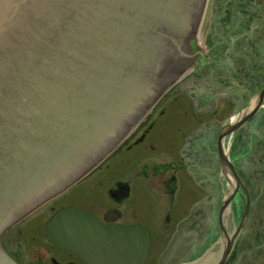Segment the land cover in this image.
I'll return each instance as SVG.
<instances>
[{
  "label": "flooded vegetation",
  "instance_id": "flooded-vegetation-1",
  "mask_svg": "<svg viewBox=\"0 0 264 264\" xmlns=\"http://www.w3.org/2000/svg\"><path fill=\"white\" fill-rule=\"evenodd\" d=\"M199 37L189 46L192 56H181V66L191 68V77L179 89L180 97L194 103L182 110L191 112L199 127L191 130L196 123L182 122L187 137L170 138L156 151L158 144L148 139L156 125L182 128L179 121L164 119L170 115L166 105L162 110L156 106L149 127L120 148L132 159L131 178L122 180L125 172L118 169V179L106 192L105 209L90 210L75 194L47 203L22 222L16 239L25 246L23 264H264V0H209ZM223 130L228 134L221 137ZM160 150L176 162L144 161ZM137 175L149 184H139ZM0 178L1 225L27 202L29 187L5 175ZM150 200L158 205L157 217ZM69 207L97 217L107 229L138 226L143 233L118 232L115 246L122 243L123 249L103 250L90 245L87 233L76 236L54 225L47 229L52 217ZM111 210L116 213L107 216ZM146 231L145 256L141 246ZM5 235L0 238V264H16L3 245ZM162 239L166 245L159 252Z\"/></svg>",
  "mask_w": 264,
  "mask_h": 264
},
{
  "label": "water",
  "instance_id": "water-1",
  "mask_svg": "<svg viewBox=\"0 0 264 264\" xmlns=\"http://www.w3.org/2000/svg\"><path fill=\"white\" fill-rule=\"evenodd\" d=\"M205 2L184 0L169 29L153 28L170 66L180 34L183 44L195 34ZM151 11V0H0V174L30 186L4 228L99 166L180 76L157 88L161 72L148 62L157 52L150 54L145 37ZM36 186L42 191L33 197ZM62 213L114 248L113 231L92 230L97 220L74 209L51 224Z\"/></svg>",
  "mask_w": 264,
  "mask_h": 264
},
{
  "label": "rangeland",
  "instance_id": "rangeland-1",
  "mask_svg": "<svg viewBox=\"0 0 264 264\" xmlns=\"http://www.w3.org/2000/svg\"><path fill=\"white\" fill-rule=\"evenodd\" d=\"M181 86H182L181 84L176 86L174 88V91L179 89ZM173 92H171L170 94H173ZM184 97L185 96L180 97L179 94H176L174 96V98H180V100L176 103V105L172 104V102H170L167 105L168 100H170V98H172V97L166 96V98L161 102L159 110H162L163 106L166 105L167 106L166 110H167V112L170 113V115L164 119L165 120L179 121L180 126L182 128L165 129V128H160L158 125H156V128L155 129L153 128L148 135L149 142H153L154 144H158V147L156 146V151H157V148H160L161 146L169 144L171 142L172 138L178 139L181 136L187 137V134L185 135L184 132H181V130L182 129L185 130L184 127H186V125L182 124V122L192 121V122L196 123L193 128H191V127L194 123L190 127H188L187 129L191 128V130H192L194 128L199 127L197 122H196L194 115L191 112H183L182 109L185 107V105H193L194 104L192 102V99H189L187 97L184 98ZM157 119L162 120L163 117H161L159 115V116H157ZM202 120H204V119H202ZM152 121H153V119H150V120H147L146 122H144L143 125L140 127L139 130H141V131L137 134V136H140L143 133V131L149 127V125L151 124ZM159 132H161L162 136H159ZM170 138H171V140L169 142H167ZM166 153H167L166 151L160 150L159 152L155 153V155L153 157L147 158V161L150 165H153L158 161H164V162L174 161V162H176L175 158L171 157L170 155L168 156ZM128 157H129V155H127L125 153L123 154V160H122V155H118V156L114 157L113 159H111L110 161L106 162L101 167H99V170H95L92 175H90L88 178H86V180H84L83 182H81L79 184L78 190H76V191L79 192L80 198H81V196H82V198H84L83 201L81 202V204L83 206L86 207V205H87L88 206L87 208H89L90 210H92L91 208H93V206H97V207L99 206V209H101V207L104 209L106 208L105 191L107 190V185H109L112 181H114L117 178V175L119 173L118 171L124 169L125 176L123 177L122 180L129 181L131 178L130 163H127V165H125V163L128 160ZM161 169H162V172L164 173V171H163L164 168H161ZM138 172H139V170H138ZM149 175L151 178H155V177H153L154 169L152 166H149ZM165 175L166 174L159 175L158 178L156 177V181L157 182L161 181L165 177ZM101 178H105V180H102ZM137 179L139 181V184L142 182L144 184H149V180L147 178L142 177V175H137ZM98 181L106 183V186L103 187L102 185H99ZM111 184H113V183H111ZM152 184L154 185L153 182H152ZM188 187H189L190 191L192 192L191 184H188ZM75 189H77V188H75ZM153 189L154 188H150L148 190L152 191ZM99 194H100L99 198H102L101 200L97 198ZM68 195H71V193L67 194V198L69 199ZM180 199H181V196L178 197V201ZM150 204H151V208H153V211H154L153 216L157 217L158 216L157 209L159 211L157 203L154 200H150ZM166 208H167V211L170 210V208L168 206ZM20 227H21V225L14 228L13 230H11L2 240L4 247L9 252L10 257L12 258V260L16 264H23V262L26 260L25 259L26 257L24 255L25 246L22 242L17 241V239H16L17 232H18V229ZM165 245H166V240L162 239L160 241V246L158 248L159 252H161L163 250ZM174 264H176V263H174Z\"/></svg>",
  "mask_w": 264,
  "mask_h": 264
},
{
  "label": "bare ground",
  "instance_id": "bare-ground-1",
  "mask_svg": "<svg viewBox=\"0 0 264 264\" xmlns=\"http://www.w3.org/2000/svg\"><path fill=\"white\" fill-rule=\"evenodd\" d=\"M70 224V226H69ZM52 225L56 226V228H60L61 226V230H66V231H70V229L72 228H78L81 227L80 225H82L79 221H77L76 219H74L73 216L67 214V213H62L60 216H58L57 218H55L53 220ZM90 245H100L95 243L94 241L90 240L89 241ZM114 248L116 250H122L123 249V244L119 243L116 246H114Z\"/></svg>",
  "mask_w": 264,
  "mask_h": 264
}]
</instances>
